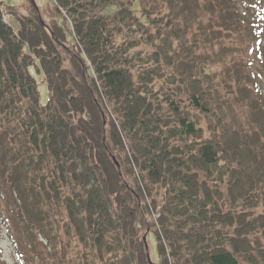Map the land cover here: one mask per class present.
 Masks as SVG:
<instances>
[{
  "label": "trees",
  "instance_id": "1",
  "mask_svg": "<svg viewBox=\"0 0 264 264\" xmlns=\"http://www.w3.org/2000/svg\"><path fill=\"white\" fill-rule=\"evenodd\" d=\"M47 7L53 23L8 6L16 29L0 9V231L19 264H150L152 232L159 264H264V0Z\"/></svg>",
  "mask_w": 264,
  "mask_h": 264
},
{
  "label": "rangeland",
  "instance_id": "2",
  "mask_svg": "<svg viewBox=\"0 0 264 264\" xmlns=\"http://www.w3.org/2000/svg\"><path fill=\"white\" fill-rule=\"evenodd\" d=\"M7 4L14 6V8L18 9L20 12L28 13L30 12L32 3L31 0H3ZM37 3L43 7L47 6H53L54 0H35ZM11 8V7H9ZM42 14L43 18L46 19L47 23H53L55 22V9L54 8H43ZM63 18L60 17V22H62ZM8 20L12 24V26L16 29L20 26V20H18V17L16 15H9ZM66 29V28H65ZM69 37V35H68ZM70 43V47L73 46L72 42ZM64 58H65V65L72 68V61H70V58L68 57L67 52H64ZM264 71V65L262 66ZM31 73L36 77L37 82L39 84V92L41 94V101L42 103L46 102L48 99V84L45 81V74L43 73V70L41 68V63L38 60H35V64H32L30 67ZM262 85H264V80L262 82ZM264 91V90H263ZM148 244H149V252L151 254V258L153 261H158L159 259V251L157 248V240L155 237V234L152 232L149 234L148 237ZM0 264H19L18 258L14 254L13 247L11 245V241L6 235L4 230L0 231Z\"/></svg>",
  "mask_w": 264,
  "mask_h": 264
},
{
  "label": "water",
  "instance_id": "3",
  "mask_svg": "<svg viewBox=\"0 0 264 264\" xmlns=\"http://www.w3.org/2000/svg\"><path fill=\"white\" fill-rule=\"evenodd\" d=\"M32 2L34 3V5H35V7L36 8H38L37 7V3L35 2V0H32ZM43 20V19H42ZM104 140H105V138H104ZM114 160H115V162H116V165H117V167L119 168V170H120V172H122V166H120V162L117 160V158H116V156H114ZM146 238V235H144V239ZM146 247H147V250H148V243H146ZM148 252V251H147ZM148 258H149V260H150V262L152 263V264H155L154 262H152V260H151V257H150V252H148Z\"/></svg>",
  "mask_w": 264,
  "mask_h": 264
},
{
  "label": "bare ground",
  "instance_id": "4",
  "mask_svg": "<svg viewBox=\"0 0 264 264\" xmlns=\"http://www.w3.org/2000/svg\"><path fill=\"white\" fill-rule=\"evenodd\" d=\"M43 22V21H42ZM43 23H45V22H43ZM51 31H52V34H54V31L51 29Z\"/></svg>",
  "mask_w": 264,
  "mask_h": 264
}]
</instances>
